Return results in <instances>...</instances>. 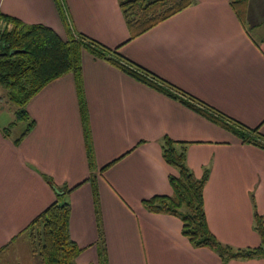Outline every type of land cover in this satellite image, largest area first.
<instances>
[{"label": "crops", "instance_id": "crops-1", "mask_svg": "<svg viewBox=\"0 0 264 264\" xmlns=\"http://www.w3.org/2000/svg\"><path fill=\"white\" fill-rule=\"evenodd\" d=\"M61 1L75 35L118 48L129 61L264 134V0H249L245 21L230 0H197L131 40L120 0ZM0 11L67 37L55 0H0ZM82 61L109 263L264 264V258L224 263L212 249L191 244L179 217L143 205L152 196L173 194L170 175L178 170L165 161L162 138L187 141L196 177L209 171L204 200L211 231L234 247H256L255 213L264 216V149L107 60L84 51ZM2 96L7 103V93ZM27 111L35 125L18 144L0 125V259L9 246L27 245L21 242L23 235L29 241L25 228L57 200V190L76 186L65 196L72 206L71 236L82 248L76 264H99L74 73L43 87ZM29 258L28 264H40L35 255Z\"/></svg>", "mask_w": 264, "mask_h": 264}, {"label": "trees", "instance_id": "trees-1", "mask_svg": "<svg viewBox=\"0 0 264 264\" xmlns=\"http://www.w3.org/2000/svg\"><path fill=\"white\" fill-rule=\"evenodd\" d=\"M65 23L67 37H61L44 24H25L18 18L0 11V85L6 88L8 99L18 106L17 121H25L26 128L15 138L18 144L34 127L35 121L27 111L30 99L43 87L60 76L73 72L76 78L81 117L84 126L88 163L97 212L99 264H110L101 222L100 194L97 182L95 150L90 128V116L83 82L84 51L104 59L148 86L176 99L202 116L237 135L245 143L264 149V134L226 116L219 110L188 92L162 79L157 74L129 61L119 53L85 34L75 35L61 0H55ZM197 0H120V7L129 30V40L134 39L166 19L195 4ZM234 12L245 21L249 0H230ZM13 50H20L11 53ZM16 121L4 128L10 136ZM165 161L178 170L170 175L172 195H155L143 200L144 207L153 213L171 214L183 222V234L194 247H207L215 251L224 263L232 259L264 258V216L256 211L254 227L261 243L256 247L237 248L224 243L211 231L205 210L204 189L209 179L207 170L196 177L187 161L189 142L170 136L161 140ZM107 164L102 170L108 168ZM52 187L54 181L45 176ZM76 187V186H75ZM74 187V188H75ZM74 188L57 190V200L39 214L24 230L29 236L32 254L40 264H76L82 248L71 236V203L65 200Z\"/></svg>", "mask_w": 264, "mask_h": 264}, {"label": "rangeland", "instance_id": "rangeland-1", "mask_svg": "<svg viewBox=\"0 0 264 264\" xmlns=\"http://www.w3.org/2000/svg\"><path fill=\"white\" fill-rule=\"evenodd\" d=\"M0 92L6 94L7 90L5 87L0 85ZM2 93H0V96H2ZM8 101L9 100L7 98V103ZM7 103L6 97H0V125L4 126L5 128L12 122L16 121L15 126L10 132V136L12 135V137L17 138L23 133L27 124L25 121H17L16 111L18 106L12 101H9L8 104ZM21 242H25L27 245L19 243V245L9 246L2 255L0 264H19L21 258V262H23V264L29 263L30 255L33 256L31 246L29 245L30 241H28L26 236L23 235Z\"/></svg>", "mask_w": 264, "mask_h": 264}, {"label": "water", "instance_id": "water-1", "mask_svg": "<svg viewBox=\"0 0 264 264\" xmlns=\"http://www.w3.org/2000/svg\"><path fill=\"white\" fill-rule=\"evenodd\" d=\"M18 51H20V50H13V51H11V53L13 54V53H16Z\"/></svg>", "mask_w": 264, "mask_h": 264}, {"label": "built area", "instance_id": "built-area-1", "mask_svg": "<svg viewBox=\"0 0 264 264\" xmlns=\"http://www.w3.org/2000/svg\"><path fill=\"white\" fill-rule=\"evenodd\" d=\"M0 43H1V41H0Z\"/></svg>", "mask_w": 264, "mask_h": 264}]
</instances>
